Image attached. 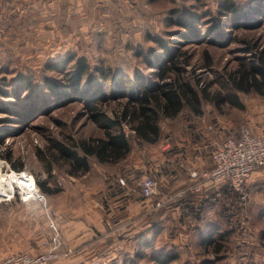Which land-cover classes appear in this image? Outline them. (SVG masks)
I'll list each match as a JSON object with an SVG mask.
<instances>
[{"label": "rangeland", "instance_id": "374dc122", "mask_svg": "<svg viewBox=\"0 0 264 264\" xmlns=\"http://www.w3.org/2000/svg\"><path fill=\"white\" fill-rule=\"evenodd\" d=\"M221 1L0 0V130L5 128V131H0V173L14 174L21 170L4 157L6 151L10 150L14 164L23 163L22 169L31 172L36 181L40 179L53 187L63 188L47 194L37 183L47 196L46 205L37 199L22 197L15 183L9 195H0V258L17 251H33L36 254L49 250L55 233L50 225L52 218L60 232L62 244L59 251L62 253L49 264L60 260L68 251L64 247L67 243H64L63 237L69 231L68 226L62 227L67 222L62 223L53 213V206L57 210L69 206L65 199L72 186L86 183L94 186L102 182L101 173L97 174L101 172V163L93 157L89 174L71 177L64 160L54 162L49 173L47 162L39 154L51 143V135L61 137V132L76 139L104 135L101 121H95L90 116L86 100L66 87L69 80L64 69H53L48 64L70 54L85 56L93 70L98 66L111 67L112 79L117 80L115 83L112 80L102 82L112 85L119 82L118 87L123 88L120 84L123 76L132 77L136 71L149 74L154 70V67H147V58L157 56L155 52H163L154 41L155 37L178 38L183 42L180 48L192 53L193 69L201 72L199 86L206 87L210 96H226L235 91L226 72L233 71L246 55L242 49L245 45L240 39L256 41L263 47L264 21L258 28L234 30L233 35L238 38L230 45L210 46L215 54V64L211 68H198L204 62L205 43H188L178 35H170L175 30L186 32L170 21L177 12L188 16L195 13L202 20L218 17ZM235 1L242 5L249 0ZM216 20L221 24L219 18ZM198 28L202 33L205 30L203 25ZM47 77L56 80L61 87L59 89L63 90L57 98L47 90ZM28 82L30 88L25 91ZM236 93L242 106L229 100L217 105L210 99H203V108L210 112L211 119L220 122L232 134L243 126H250L255 131L264 129V96L255 90H237ZM65 95H71L73 99L64 101V106H58V101L54 100H62L66 98ZM120 100L124 98L110 97L105 101L109 114L113 113ZM1 106L13 109L8 112ZM262 174L253 176L247 182L251 185L247 188L248 198L245 201L239 199L238 202L239 206L246 208V213L241 212L234 221L237 222L233 225L234 229L221 240L224 248L217 253L216 244L199 236L196 241L186 245L188 249L185 247L191 264H264V172ZM231 208H236L235 199L231 202ZM65 215L67 217L68 213L64 210L62 220ZM123 230L124 227L110 230L120 240L116 245L120 257L133 250L127 242L130 235ZM141 231L136 234H141ZM164 235L158 238L159 241L165 238ZM187 243L189 241L177 244ZM105 244L99 237L91 241L90 249L104 250ZM141 261L143 264L150 263L149 254Z\"/></svg>", "mask_w": 264, "mask_h": 264}, {"label": "trees", "instance_id": "16d2710c", "mask_svg": "<svg viewBox=\"0 0 264 264\" xmlns=\"http://www.w3.org/2000/svg\"><path fill=\"white\" fill-rule=\"evenodd\" d=\"M217 16L202 20L201 16L195 13L188 16L177 12L175 17L170 18L172 24L186 30V32L175 30L170 32V35H178L188 43H205L203 48L204 62L198 68H211L215 64V54L210 46L230 45L238 38L233 35L234 30L254 29L263 24L264 0H249L242 5L235 0H222L218 5ZM217 18L221 20V24L218 23ZM201 25L205 28L203 33L198 28ZM154 41L163 50L161 54L155 52L157 56L155 55L154 58H147V67H154V70L149 74L136 71L132 77L123 76L120 80L123 88L118 87L119 82L114 85L102 82L112 80L115 83L114 81L117 80L112 79L111 67L98 66L93 70L85 56L70 54L48 64V67L53 69H59V67L64 69L69 80L66 87L81 95L78 97L86 100V107L90 116L95 121H101L104 127V135L102 136L76 139L64 132H61V137L51 135V143L39 152L40 156L47 162L49 173L53 169L54 162L64 160L69 166L67 171L71 176L86 175L91 172L93 166L91 157L101 163V166L106 167L110 174L116 173V170L120 168L122 169L120 172L127 173L130 169L126 170L125 164L120 165V163L130 154L134 141L136 140L140 144L157 141L162 132V120L175 118L187 110L195 114L202 113L203 99H210L217 105H220L223 100H229L231 103L242 106L243 104L236 93L237 90L245 92L255 90L264 96V46L260 47L256 41L246 38L240 39V42L245 45L242 49L246 55L243 56L242 61L233 71L226 72L228 74L227 79L235 90L226 96H210L206 87L201 88L199 86L201 82L199 73L201 72L193 69L192 53L180 48V45L183 44L181 40L159 36L155 37ZM45 82L47 90L56 95V98L62 93L63 90L59 89L61 87L56 80L47 77ZM27 85L24 88L25 91L29 90L30 82ZM38 90L42 94L41 90ZM110 97L124 98L117 103L112 114H109L105 108V101ZM52 99L54 98L52 97ZM70 99H73L71 95H67L62 100L56 99L54 101H58V106H64L66 105L64 101ZM33 103L34 96L32 94V106ZM1 109L11 112L13 108L1 106ZM126 125L130 129L129 133L125 130ZM4 129L0 131L3 132ZM4 157L12 162L16 168H23V163L14 164L10 150L6 151ZM37 183L47 194L63 189L46 184L40 179H37ZM221 185L226 190L223 199L228 202L235 199L236 208H231V204L228 205V208H220L219 222H195V226L190 224L192 222H179L189 225L184 232L191 229L194 234L193 240L184 245H175L165 239L159 241V237L163 238L162 231L173 236L176 233V228L173 226L161 227L158 225L160 222H158L154 228L150 227L138 234L131 242L128 240L129 248L133 249L131 253L122 257L117 256L115 261L110 264H143L141 260L147 258L148 254L151 260L148 264H191V257L186 256L188 249L186 245L196 241L200 232H205L201 239L216 244L215 251L219 253L224 248L221 240L225 238V234L234 229L233 225L237 223L234 221L241 215V212L246 213V208L238 204L239 194L235 191L230 194L229 189L231 187L228 182H223ZM193 196L194 194L185 192L179 195L177 200L191 201ZM196 209L192 212L196 221H199L202 218V208L199 206ZM227 215L230 218L228 221ZM173 223L177 224L178 222ZM215 233H217L216 236H214Z\"/></svg>", "mask_w": 264, "mask_h": 264}, {"label": "crops", "instance_id": "0c3cea01", "mask_svg": "<svg viewBox=\"0 0 264 264\" xmlns=\"http://www.w3.org/2000/svg\"><path fill=\"white\" fill-rule=\"evenodd\" d=\"M209 113L204 108L200 114L187 110L175 118L162 120V132L157 141L144 144L134 141L130 154L120 163L125 164L126 170L130 169L127 173L120 172V168L110 174L106 167L101 166V184L72 186L65 199L69 204L64 209L67 217L65 215L62 220L64 210H57L53 206L56 217L61 222H67L62 227L68 226L69 233L63 237L68 253L65 252L60 260L52 264H109L108 261H115L118 256L116 245L120 240L114 237V232L110 231L112 229L124 227L123 231L130 235L127 240L131 241L138 231L142 230L143 233L160 222L158 225L161 227L176 228L173 236L166 231L161 232V235L165 233L166 241L176 245L180 241L190 242L194 235L191 229L184 232L189 225L179 222H192V226H195V222H219L220 208L231 204L230 200L223 199L226 191L223 185L206 186L198 193L189 192L194 194L191 201L177 200L181 189L195 181L202 170L213 165L212 151L232 134L220 122L211 119ZM209 124L213 125L211 129L208 128ZM262 173L255 170L248 182ZM145 174L152 175L158 181L157 193L149 198H145L140 190V180ZM120 178H124V184ZM247 186L250 188L251 185ZM230 189V194H233L234 190ZM157 203L161 205L157 206ZM199 206L202 208V218L196 221L192 210H197ZM226 219H230L228 215ZM98 231L101 234H96ZM204 234L200 232L198 236L204 237ZM99 237L106 243L103 245L106 248L90 249L91 241ZM20 252L28 251H17L6 256Z\"/></svg>", "mask_w": 264, "mask_h": 264}, {"label": "built area", "instance_id": "2783aa9c", "mask_svg": "<svg viewBox=\"0 0 264 264\" xmlns=\"http://www.w3.org/2000/svg\"><path fill=\"white\" fill-rule=\"evenodd\" d=\"M212 124L208 125L211 129ZM125 130L130 132L126 125ZM213 165L202 170L195 181L181 189L178 194L185 192L198 193L204 187L228 182L230 187L239 194L241 200H247V182L255 170L264 172V129L255 131L250 126H243L237 134L229 135L212 151ZM19 181L15 182L25 199H37L47 204L46 194L38 187L34 175L21 169L15 172ZM33 182V185L31 184ZM122 184L124 178H120ZM140 190L145 198L151 197L158 191V181L150 174H145L140 180ZM161 203H157L160 206ZM51 227L55 231L53 245L41 253L20 252L0 259V264H49L59 257L62 240L58 226L51 218Z\"/></svg>", "mask_w": 264, "mask_h": 264}, {"label": "bare ground", "instance_id": "6f19581e", "mask_svg": "<svg viewBox=\"0 0 264 264\" xmlns=\"http://www.w3.org/2000/svg\"><path fill=\"white\" fill-rule=\"evenodd\" d=\"M20 178L14 173L2 174L0 173V195H9L14 190V183ZM21 181V180H20ZM33 185V182H31Z\"/></svg>", "mask_w": 264, "mask_h": 264}]
</instances>
